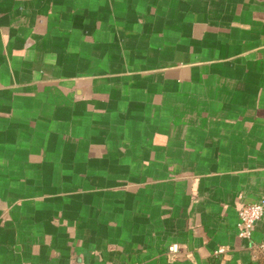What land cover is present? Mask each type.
<instances>
[{
	"label": "crops",
	"instance_id": "crops-1",
	"mask_svg": "<svg viewBox=\"0 0 264 264\" xmlns=\"http://www.w3.org/2000/svg\"><path fill=\"white\" fill-rule=\"evenodd\" d=\"M262 194L264 0H0V264H259Z\"/></svg>",
	"mask_w": 264,
	"mask_h": 264
},
{
	"label": "built area",
	"instance_id": "built-area-1",
	"mask_svg": "<svg viewBox=\"0 0 264 264\" xmlns=\"http://www.w3.org/2000/svg\"><path fill=\"white\" fill-rule=\"evenodd\" d=\"M264 213V194H262L256 201L243 205L238 212L237 229L238 235L244 239L252 237L253 227L257 220ZM254 249L264 255V241L253 244ZM169 250L176 252L178 247L173 244ZM225 251L223 247H219L214 251V254H221Z\"/></svg>",
	"mask_w": 264,
	"mask_h": 264
},
{
	"label": "trees",
	"instance_id": "trees-1",
	"mask_svg": "<svg viewBox=\"0 0 264 264\" xmlns=\"http://www.w3.org/2000/svg\"><path fill=\"white\" fill-rule=\"evenodd\" d=\"M258 258L259 264H264V255L261 252H259Z\"/></svg>",
	"mask_w": 264,
	"mask_h": 264
}]
</instances>
